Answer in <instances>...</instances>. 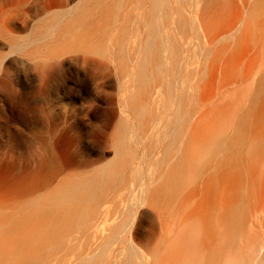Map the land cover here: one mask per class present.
Segmentation results:
<instances>
[{
  "label": "rangeland",
  "instance_id": "rangeland-1",
  "mask_svg": "<svg viewBox=\"0 0 264 264\" xmlns=\"http://www.w3.org/2000/svg\"><path fill=\"white\" fill-rule=\"evenodd\" d=\"M57 1L0 0V207L44 193L45 187H53L66 173L88 171L110 161L111 134L117 122H124L120 118L128 122V145L135 158L128 166L141 169L140 182L158 175L157 182L181 156L185 157L182 165L207 157L212 140L229 137L237 116L244 111H251L248 139L264 141V34H259L258 44L244 42L245 36L238 45H227L225 40L196 52L194 39L190 46L185 45L194 34L188 30L186 35H176L182 46L159 51L146 65V77L136 81L138 52L131 62L123 63L111 61L108 53H89L83 63L77 51L61 53L49 61L30 52L29 41H45L38 37L41 25L48 11L56 9ZM79 1L61 0L69 8ZM246 2L240 8L229 6L227 16L217 24L223 30L230 27L231 38L235 29L240 35L244 23L261 27L264 0ZM258 32L252 30L250 37L256 38ZM7 38L28 39V43L12 45ZM174 114L177 116L172 118ZM159 117L165 122L174 119L175 137ZM164 130L165 138L160 137ZM135 138L140 140L137 145L132 142ZM142 153L147 155L141 157ZM142 158L144 165L139 164ZM127 173L108 188L107 201L115 198L117 202L130 190L133 180H129L137 175ZM120 190L123 193L118 197ZM134 195L133 199L139 198ZM135 202L128 228L117 237H125L148 258L140 264H149V256L152 263L163 264L161 248L151 254L162 235L160 215L145 204L135 206ZM108 205L95 213L101 215ZM81 225L65 233L63 248L54 258L70 250L68 260L73 259L83 249L106 240L101 225L92 221ZM114 247L97 264H121L123 256L116 255Z\"/></svg>",
  "mask_w": 264,
  "mask_h": 264
},
{
  "label": "bare ground",
  "instance_id": "bare-ground-1",
  "mask_svg": "<svg viewBox=\"0 0 264 264\" xmlns=\"http://www.w3.org/2000/svg\"><path fill=\"white\" fill-rule=\"evenodd\" d=\"M63 3L57 1L56 9L48 11L38 36L45 41H29L30 52L49 61L61 53L77 51L82 54L83 63L88 61L89 53H108L111 61L123 63L131 62L138 52L136 81L146 77V65L159 51H174L182 46L176 35H186L188 30L194 34L185 45L190 46L194 39L196 52L225 40L227 45H238L245 36L244 42L258 44L259 34H264V18L261 27L244 23L242 33L239 29L237 35L235 29L232 38L230 27H217L227 16L229 6L240 8L246 0H80L70 8ZM254 29L259 32L252 39ZM6 41L17 46L28 43V39ZM95 65L103 67L100 63ZM250 112L237 116L229 137L212 140L207 157L182 165L185 157L181 156L166 173L160 174L157 182L158 175L140 182L141 169L135 171L136 167L128 166L130 159L135 158L128 145V122L120 118L124 122H117L111 134L110 161L88 171L66 173L53 187H45L44 193L0 207V264H50L63 248L65 233L91 221L101 225L106 240L93 247L88 245L73 259L68 260L67 250L55 264H97L115 243L116 255L123 256L121 264L147 262L148 258L130 241L117 237L118 232L128 228V219L136 209L134 199L135 206L145 204L160 215L162 235L151 254L161 248L163 264H264V141L248 139ZM158 119L163 121V117ZM174 122L163 121L174 131L172 138L176 131ZM166 133L162 131L160 137L165 138ZM138 139L132 142L137 145ZM146 155L142 153L141 157ZM142 160L140 165L145 164ZM127 171L137 177L133 175L134 179L129 180L133 181L124 196L120 197L123 192L119 191L121 204L117 206L119 201H107L106 194ZM134 193L139 198L133 199ZM103 204L109 205L104 213L96 214ZM3 245L12 250H5ZM149 258V264H154Z\"/></svg>",
  "mask_w": 264,
  "mask_h": 264
}]
</instances>
